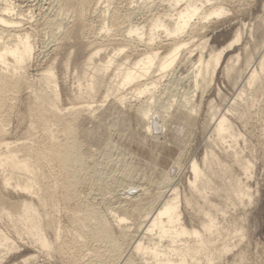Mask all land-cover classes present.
I'll return each instance as SVG.
<instances>
[{
    "label": "bare ground",
    "instance_id": "1",
    "mask_svg": "<svg viewBox=\"0 0 264 264\" xmlns=\"http://www.w3.org/2000/svg\"><path fill=\"white\" fill-rule=\"evenodd\" d=\"M226 2L237 3L220 0L206 7L203 0L201 3L141 0L135 7L121 10L114 0H51L49 5L65 17L57 18L58 14L43 17L44 33L53 40L62 28L59 36L64 42L71 37L75 39L74 44L81 50L79 55L87 50L79 64L81 73L75 71L72 76L77 83L76 91L73 88L72 92L76 93L68 106L60 103L59 78L54 72L57 63L51 61L39 68L36 82L34 77L28 78L25 68L34 48L31 30L19 25L26 21L12 14L11 4L5 0L0 4V260L25 237L23 241L30 238L37 245L34 248L44 249V255L48 256L55 252L65 264H230L236 259L245 260L238 245L245 236L246 215L243 212L238 217L235 211L251 196L243 177L250 174L253 160L246 135L237 121L245 127L255 119L252 112L255 96L264 88V24L259 29V41L243 42L228 56V48L241 39L239 29L222 47L209 46L202 30L210 26L211 15L232 10L225 6ZM66 16L72 17L73 22L69 23ZM65 52L70 56L73 51ZM97 55L102 59L96 58ZM130 55L132 60L128 59ZM63 59L58 65L67 73L70 58ZM186 62L190 69L185 77L195 90H205L220 69L232 93L228 96L217 89V100L206 99L205 117L200 119L202 153L199 158L187 160L185 188L180 191L178 187L157 186V190L164 191L145 198L135 217L118 209L107 212V208V214L101 213L97 202L92 204L95 201H88L82 192L90 175L100 170L96 161L81 149L86 132L83 122L92 121L94 112L102 107L100 102L111 93L128 87L134 94L141 93ZM112 65H115L111 72L114 78L107 82L106 77L105 94L102 93L100 101L99 91L96 101L100 102L96 103V92ZM180 97L175 98L179 101L176 103L187 120L169 114L173 98L162 102L165 99L153 95L136 109L146 132L159 127L156 114L162 123L181 118L186 125L191 124L190 96H183V100ZM18 102L24 104L22 135L12 140L9 116ZM149 138L156 144V138L152 139V135ZM262 149L264 154V140ZM183 153L184 150L179 151L173 160L180 163ZM157 155L153 160L158 161ZM165 181L169 182L163 174L159 182ZM135 191L136 196L132 194ZM145 191V187L132 183L123 194L128 197L130 192L132 198L140 200ZM61 215L66 219H61ZM235 247L238 248L233 252L234 260L222 262Z\"/></svg>",
    "mask_w": 264,
    "mask_h": 264
},
{
    "label": "rangeland",
    "instance_id": "2",
    "mask_svg": "<svg viewBox=\"0 0 264 264\" xmlns=\"http://www.w3.org/2000/svg\"><path fill=\"white\" fill-rule=\"evenodd\" d=\"M3 1L4 0H0L1 3H3ZM114 1L115 4L118 5V7L121 10L122 8L123 10L127 8H133L141 2V0H136L137 3L135 0H114ZM196 1L197 3L202 2V0H196ZM219 1L220 0H203V4L206 7H208L215 5L216 2ZM5 2L11 4L12 7L14 8V9L12 8V14H14V16H17L26 21V22L24 21L21 22L19 25H21L22 27L29 28L32 33L31 38L32 39L34 38L33 40L34 48L30 58L28 59L29 62L27 61L28 63H26V68H25V72L28 75V78L30 77L29 79L33 80L34 77L35 78L34 80L36 82L37 72L43 69V66H46L49 63H51V61L52 63L53 61L55 62L53 64L57 63V65L58 64L60 65L63 58L66 59L70 58L68 62V64L70 65H68L67 73L68 72L71 73L72 71L71 76L69 73L68 75L66 72H63L64 70L62 71V68H60L59 65L58 67L57 65L56 66L54 65L55 66L54 72L55 74L57 73L56 76L59 79L62 78V80L58 79V86H57V89L59 88L58 89L59 98L62 99L60 100V103L68 106L69 103L73 101V99L71 98H73L74 94L76 93V92L74 93L72 92V89L75 87V85H77V83H74L76 82V80H74L75 78L72 76L74 75V73H76L75 71H77V73L79 72L78 74L81 73V67H79L80 66L79 64H82V61L85 59L87 50L85 51L82 50L83 53H80L79 55L78 53L81 52V50H78L79 46L78 44L75 45L76 41L75 39L73 40L72 37L69 38L68 41L64 42L65 40L63 39L64 40L63 41L59 36L61 34L62 28L61 30L60 29L57 30V33H59L57 37H59L60 39H56L57 38L56 37L53 39L54 41L48 36V34L44 33L45 32L43 31L44 26H42L44 24V20L48 17V15L50 17V15L52 16L53 14L54 15L58 14V12H56V10L52 8L54 6L49 5L51 4V0H5ZM236 2L237 3L232 2L230 4L226 2L225 6L230 9L232 8V10L230 11L228 10L225 14H221L219 16L211 15L208 19V21H210L211 23V24L209 23L210 26L205 27L206 29L204 28V30H202V33L204 32V36L208 39V45L213 46L215 48H220L224 44H227L233 37L235 30L238 29L240 30L241 39L237 42V44L234 43L230 48H228V50L226 51L227 56L228 53H232V51L237 50V47L241 46L243 42L244 43L246 41L251 42L252 40L259 41L260 40L259 29L262 26V24H264V0H240V1L236 0ZM112 5H110V7H112ZM61 15L65 17V15L61 13L58 14L57 18H62ZM66 17L68 19L66 20L69 23L73 22L72 17L70 16H66ZM70 45H74V46H70ZM55 47H57V49ZM124 49L125 51H123V53H126L127 52L126 48ZM68 50L70 54L73 51L71 55L69 54L70 56L66 55L67 53L65 51ZM75 52L77 54H75ZM204 52L205 54L207 53V48L204 49ZM71 56H73L74 59ZM71 58L73 61H71ZM77 58L78 60H76ZM96 58L102 59L100 55H97ZM128 59L132 60L133 56L130 55ZM70 61L74 62L72 63L73 64L72 67H69L71 66ZM114 66L115 65H112L105 74L104 77L105 79L103 80L100 89L96 92L98 95L96 94L97 96H95V101L96 98L100 97V94L101 96L105 94L104 92L107 82L111 81L114 78L111 73ZM39 68L40 70H38ZM189 69L190 67L189 64H187V62L185 64L182 63L180 64V67L178 66L173 73L167 74L168 76L164 75L163 77H159L156 83L148 85L149 89H146L145 91H142L141 93L138 94H134L131 91L132 88L128 87V90L125 88L126 89L125 91L123 90L121 92L111 93L110 95H108L105 101H101L103 99L102 96L100 97L101 99H99L101 102L98 100L96 101V103L99 102L100 104L103 103L100 105L102 107L98 108L100 110L97 109L95 111L96 113L94 112V118L96 119L93 118L92 121L85 120L83 122L82 125L86 130V132H84V135L82 137L83 144L81 149L86 156H90L94 161H96L98 165L97 168L99 167L100 170L90 175L88 182L86 181L82 186V192H83V196L88 197V198L85 197L88 201L90 199H91L90 202H92V200L95 201L94 203L92 202V204H96L97 202L96 206L99 205L97 207L98 208L100 207L101 213L104 212V214H107L106 211L109 212L108 210L114 211L115 209H118L121 212L126 211L131 217H135L139 208H142L144 206L145 198H148L151 193L153 194L155 192L164 191L162 189H164L163 187L165 186L167 187V188L165 187L166 189L178 187L179 190L181 189L180 191H182V189L185 188L183 186H185L184 182L186 181L187 178L186 176H188L187 160H189V158L191 159L192 157L199 158L202 153V146L200 143L201 142L200 136L202 134L200 121L203 120L202 118L205 117L204 114L206 111L205 110L206 101L209 98H215L217 100L216 98L217 89H220L224 94L228 96H230L232 93L231 87L227 84L226 80L223 78L220 69H218L214 77V80L209 84V86L205 90L203 91L200 89L195 90L193 88V85L191 86L190 82L185 77ZM106 77H107V82H106ZM185 81H187V83ZM70 82H72V84ZM165 82H167L166 87H164ZM75 88L73 89L74 91H76ZM168 92L171 93L170 94L171 98ZM263 92H264V88L262 92L259 93V95L255 96L257 100L255 105L252 107V112L254 115L253 118L255 119L250 120L249 122L250 124L248 123L249 125L245 127H243L241 123H239L240 124L239 125L238 124L239 121H237L238 127L241 126L240 128L241 131L244 132V134L246 135L247 138L246 142L249 144V149H250V157L253 160V166L250 170V174H248V176L246 177H243V180L250 187L251 196L249 199L248 198L245 199V203L243 207L240 206L235 211V214L238 217L243 212L246 215V219L244 222V227L246 230L245 236L239 242L238 245L239 249H242L244 251L246 258L242 262H239L238 259L233 261L234 253L238 248L235 247L232 252H229L224 256L222 262L226 261L230 263L231 261H233L235 264H264V154L262 149V141L264 140ZM153 95L154 96L159 95L161 100L165 99L162 100V102L163 101L168 102L169 99H170L169 101H171L173 98L172 100L173 104L171 108L168 109L169 114L172 113L178 114L181 118L182 117L185 118V120H187L188 117L185 116L184 112L180 113L178 100L180 96H182L180 97V100H183L181 99L183 98V96L189 95L190 104L192 105L191 124L186 125L185 121H183L181 118H177L176 120L172 119L171 121H166L165 123H162L160 121L159 115L156 114V117H158L156 122V126H159L157 127L158 129L153 128L152 131L154 132L152 133V131L150 130L151 131V132L149 131L150 134L149 132H146V129L144 128L145 127L144 121H142L140 117L137 115L136 109L139 108L140 105L145 100L149 99V97ZM175 98H178V100ZM18 103L14 104V106L12 107L13 109L11 110V114L9 116L8 127H10L12 131V134L10 133L11 135H9L10 139H12V137L15 138L17 136L20 138L22 135V132H20L21 131L20 126L21 123L24 121V120L21 121L22 119L21 116L24 112L23 111L24 107L21 110L22 108L21 106H23L24 104L22 105V102H18ZM93 103L96 104L95 102ZM255 112L258 114L257 117L254 114ZM117 123H119L120 126L117 127L116 125ZM157 124H161V125H157ZM151 135H152V139L156 138V141L154 140L156 144H154L153 140L149 138L151 137ZM127 137L129 138L128 141L126 140L128 139ZM122 139L125 142H123ZM15 140H18V138L17 139L15 138ZM149 140L151 141L149 142ZM186 140H188V142ZM115 142L118 143V145ZM184 145L187 151L183 149ZM154 147L155 149H153ZM178 148L179 151L184 150L180 163L179 162L177 163L173 160V159L176 160L178 156L177 155L179 153ZM152 151L155 153H152ZM154 154L156 155L158 154L157 155L158 161H155V159L153 160V158L156 157V155ZM153 161L155 162V164L153 163ZM172 161H174V163ZM89 162L90 161H86V163ZM166 169L168 172L166 171ZM110 170L112 172H110ZM163 174H165L168 177L169 182L165 181L166 183H168L167 184L168 186L165 184V182H163L164 186L162 183L159 182ZM132 183L139 184L141 185V187L143 186L146 188L145 194L141 196L143 199L140 198V200H138L132 198L138 194V192L136 191L132 192L134 196L130 192H128V197H125L124 195L125 190H127L130 184L132 185ZM157 186H161L162 189L159 187L160 189L157 190ZM149 190L151 192H149ZM63 218L64 216L61 215V219ZM23 239L21 241L18 240L22 242V243L17 242L18 247L4 253V255L1 257L0 264H61L60 262L63 261L62 259L59 258L61 260L60 261L58 257H56L57 255L55 252H52L53 254L51 253V256L50 254L49 256L48 254H46L47 256L44 255L46 253L44 252L45 250L42 248L39 249V247L34 248L33 246H37V245L34 242H32L30 238H27L26 241L25 240L23 241ZM30 255L31 256L34 255L35 257L30 258L29 257ZM52 257L55 260H53ZM65 263L66 262H64L63 264Z\"/></svg>",
    "mask_w": 264,
    "mask_h": 264
}]
</instances>
